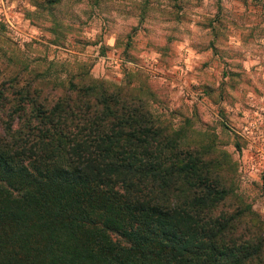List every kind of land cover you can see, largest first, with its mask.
Returning <instances> with one entry per match:
<instances>
[{"label": "trees", "instance_id": "trees-1", "mask_svg": "<svg viewBox=\"0 0 264 264\" xmlns=\"http://www.w3.org/2000/svg\"><path fill=\"white\" fill-rule=\"evenodd\" d=\"M15 72L0 80V264H264L253 212H214L231 190L212 144L144 106L141 72Z\"/></svg>", "mask_w": 264, "mask_h": 264}, {"label": "rangeland", "instance_id": "rangeland-1", "mask_svg": "<svg viewBox=\"0 0 264 264\" xmlns=\"http://www.w3.org/2000/svg\"><path fill=\"white\" fill-rule=\"evenodd\" d=\"M22 63L141 72L144 106L185 144H212L231 190L214 212L250 210L264 232V0H0V80Z\"/></svg>", "mask_w": 264, "mask_h": 264}]
</instances>
